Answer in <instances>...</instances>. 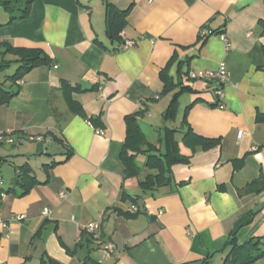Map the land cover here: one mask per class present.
I'll use <instances>...</instances> for the list:
<instances>
[{"label": "crops", "instance_id": "obj_1", "mask_svg": "<svg viewBox=\"0 0 264 264\" xmlns=\"http://www.w3.org/2000/svg\"><path fill=\"white\" fill-rule=\"evenodd\" d=\"M107 1L128 10L119 39L104 0H34L9 23L0 5V43L51 58L15 84L0 72L16 90L0 103V264H223L233 236L264 237V0ZM220 63L222 108L217 82L188 77ZM168 145L184 160L169 164ZM154 155L167 178L144 189ZM94 220L99 237L83 229Z\"/></svg>", "mask_w": 264, "mask_h": 264}, {"label": "trees", "instance_id": "obj_2", "mask_svg": "<svg viewBox=\"0 0 264 264\" xmlns=\"http://www.w3.org/2000/svg\"><path fill=\"white\" fill-rule=\"evenodd\" d=\"M34 0H0V5L3 9L8 13L7 22H11L17 19L25 18L30 10L31 3ZM105 3V25H106V33L112 37L119 39L120 31L124 25L125 16L127 14L126 10L117 9L111 2L104 0ZM0 72L8 69L12 64H15V70L11 75H7L5 80H10L11 84H15L19 79H21L28 71L32 68H35L39 65L48 64L51 61V58L40 48H28V47H15L11 44L0 43ZM6 55H11L12 58H6ZM3 83V82H1ZM0 83V103L6 101L10 98L16 90L4 88ZM180 85V92L183 90H190L189 86ZM63 88H67V84L62 83ZM175 96L173 98L174 102ZM71 98H69L68 105H70V109L84 116V112L79 105H76ZM174 111L173 103H171L165 111L166 115H172ZM92 122H94V117L89 118ZM129 122L132 121L131 118L128 119ZM134 124V123H133ZM132 130L134 132H138L139 129L137 124L135 123L132 126ZM189 133V132H188ZM189 135V134H188ZM187 136V135H186ZM194 139L193 143L200 144L203 147H209L211 144H214V141L211 139L202 138L199 136H194L193 134L189 135ZM1 143V142H0ZM127 146L124 147V156L126 160V166H130L131 156L125 154L127 152ZM174 146L168 145V151L164 155L167 159V162L170 164L174 161H182L184 160L182 157L177 156L172 153ZM156 161H153V166L158 168V173L155 176L149 177L146 181L141 183L142 188H150L149 185L150 180L152 179V184L155 183H163L166 181L168 169L164 166V162L160 157H156ZM19 173L17 174L18 181L21 182V186L23 187L22 193H26L29 187L36 182V179L33 175L30 174V168L27 165L19 166ZM151 176V175H150ZM260 180L254 179L248 185L247 191H252L256 186L260 185ZM153 188V187H152ZM229 243L231 244V248L226 255L223 264H253L257 259L264 257V237L259 238H250L244 243H236L235 237L233 236ZM98 264V263H95Z\"/></svg>", "mask_w": 264, "mask_h": 264}, {"label": "built area", "instance_id": "obj_3", "mask_svg": "<svg viewBox=\"0 0 264 264\" xmlns=\"http://www.w3.org/2000/svg\"><path fill=\"white\" fill-rule=\"evenodd\" d=\"M147 1H151V0H147ZM207 33L206 30H202L201 35L205 36ZM124 44L127 46H132L135 44L134 40H130V39H124ZM188 77L191 79H201L204 81H215L218 83L217 87L214 88V94L216 96L217 99V103L219 105V107H223V85L228 81L229 79V74L228 71L226 69V66L224 63H220L216 69L213 70H204V71H200V72H189L188 73ZM241 132H239L240 134ZM30 140H35V141H41L43 140V136L38 135V136H30L29 137ZM0 141H4V142H8V143H12V139L8 136H6L3 133H0ZM49 210L47 208H44L42 210V214L46 215L48 214ZM24 216H19V217H14L12 218V220H18L20 218H23ZM2 225L6 226V223L4 221H2ZM84 231L93 234V236L99 237V235L101 234V225L100 222L98 220H94L91 222H88L84 227H83ZM104 248L106 250H112V245L110 244H105Z\"/></svg>", "mask_w": 264, "mask_h": 264}, {"label": "water", "instance_id": "obj_4", "mask_svg": "<svg viewBox=\"0 0 264 264\" xmlns=\"http://www.w3.org/2000/svg\"><path fill=\"white\" fill-rule=\"evenodd\" d=\"M262 203H264V196H262L259 200L257 205H255L252 209L253 212H256V210L260 209Z\"/></svg>", "mask_w": 264, "mask_h": 264}, {"label": "rangeland", "instance_id": "obj_5", "mask_svg": "<svg viewBox=\"0 0 264 264\" xmlns=\"http://www.w3.org/2000/svg\"><path fill=\"white\" fill-rule=\"evenodd\" d=\"M0 8H1V7H0ZM14 67H15V66L12 65L10 68H8L7 70L4 71V74H12L13 71H14Z\"/></svg>", "mask_w": 264, "mask_h": 264}]
</instances>
